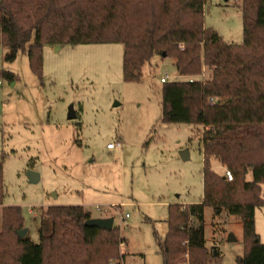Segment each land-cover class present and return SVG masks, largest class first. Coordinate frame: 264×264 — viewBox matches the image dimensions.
Segmentation results:
<instances>
[{
	"label": "rangeland",
	"instance_id": "obj_1",
	"mask_svg": "<svg viewBox=\"0 0 264 264\" xmlns=\"http://www.w3.org/2000/svg\"><path fill=\"white\" fill-rule=\"evenodd\" d=\"M204 23L225 43L242 44L243 0H208ZM5 55L0 32V232L3 208L19 207L26 236L38 243L48 208L79 206L93 219L114 218L123 259L109 264H163L158 240L168 234L171 206L200 204L204 196L202 133L161 120L162 78L189 79L171 58L154 56L140 81L126 82L122 44L45 46L40 76L25 53L11 63ZM71 109L75 119L68 118ZM117 142L120 149L108 150ZM211 168L225 175L215 159ZM29 171L39 175L37 183ZM204 229L220 264H239L247 250L242 219L206 207ZM255 229L264 244V205L256 210ZM230 235L235 242H228Z\"/></svg>",
	"mask_w": 264,
	"mask_h": 264
},
{
	"label": "trees",
	"instance_id": "obj_2",
	"mask_svg": "<svg viewBox=\"0 0 264 264\" xmlns=\"http://www.w3.org/2000/svg\"><path fill=\"white\" fill-rule=\"evenodd\" d=\"M208 0H0L6 62L27 55L40 76L43 50L51 45L122 44L123 77L138 82L154 56L169 57L179 76L165 81L164 124H186L202 133L204 196L200 204L173 205L163 264H220L206 247L205 208L243 221L246 253L239 264H264L255 213L264 205V0H243L244 40L227 44L204 23ZM12 82L13 75H8ZM217 160L232 181L211 168ZM251 174L252 180L247 181ZM5 186L0 164V206ZM0 264H109L123 259L119 229L86 227L91 213L79 206L50 207L40 219V241L25 229L19 207L3 208Z\"/></svg>",
	"mask_w": 264,
	"mask_h": 264
},
{
	"label": "water",
	"instance_id": "obj_3",
	"mask_svg": "<svg viewBox=\"0 0 264 264\" xmlns=\"http://www.w3.org/2000/svg\"><path fill=\"white\" fill-rule=\"evenodd\" d=\"M60 49V47H57V50ZM69 119H75L76 115L73 111V109L70 110ZM182 158L183 159H187L188 158V154L187 152L182 153ZM28 179L31 183H37L39 181V175L34 173L33 171H29L28 172ZM86 227H95V228H99L102 230H107V231H111L114 228V218H104V219H91L89 220L86 224ZM28 233L27 229H23L18 233V236L20 238H24L26 237ZM236 239L234 238L233 235H230L228 238V242H235Z\"/></svg>",
	"mask_w": 264,
	"mask_h": 264
},
{
	"label": "built area",
	"instance_id": "obj_4",
	"mask_svg": "<svg viewBox=\"0 0 264 264\" xmlns=\"http://www.w3.org/2000/svg\"><path fill=\"white\" fill-rule=\"evenodd\" d=\"M194 80H195V78H190V79H189L190 82H193ZM165 81H167V79H166V78H162L161 82L164 83ZM121 147H122V144H121L120 142H117V143H114V144H108V146H107V148H108L109 150H118V149H120ZM224 177L227 179V181H232V180H233V175H232V173H231L230 171H228V170L225 171V175H224ZM97 210H98V211H101L100 208H98ZM31 213H32L33 215H35L32 211H31ZM127 217H128V215H127Z\"/></svg>",
	"mask_w": 264,
	"mask_h": 264
},
{
	"label": "crops",
	"instance_id": "obj_5",
	"mask_svg": "<svg viewBox=\"0 0 264 264\" xmlns=\"http://www.w3.org/2000/svg\"><path fill=\"white\" fill-rule=\"evenodd\" d=\"M109 150V149H108Z\"/></svg>",
	"mask_w": 264,
	"mask_h": 264
}]
</instances>
